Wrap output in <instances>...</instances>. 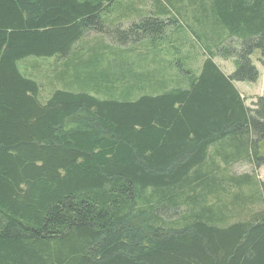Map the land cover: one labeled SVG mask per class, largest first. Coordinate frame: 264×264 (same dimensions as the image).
<instances>
[{
	"label": "trees",
	"instance_id": "1",
	"mask_svg": "<svg viewBox=\"0 0 264 264\" xmlns=\"http://www.w3.org/2000/svg\"><path fill=\"white\" fill-rule=\"evenodd\" d=\"M147 2L106 26L117 0H0V264H264V95L249 106L235 86L257 80L254 51L264 66V0ZM172 24L203 51L200 71L146 74L137 96L18 68L166 43Z\"/></svg>",
	"mask_w": 264,
	"mask_h": 264
},
{
	"label": "rangeland",
	"instance_id": "2",
	"mask_svg": "<svg viewBox=\"0 0 264 264\" xmlns=\"http://www.w3.org/2000/svg\"><path fill=\"white\" fill-rule=\"evenodd\" d=\"M114 4L113 10L110 13L103 12L101 19L106 26L118 24L119 21L128 25L129 22L136 20L137 15L133 14L132 17L122 20V12L128 15V12L133 10V7H146L151 8L150 2L147 0H117ZM176 24L170 25L163 35L162 39L150 43L140 41L128 46H113L112 51L109 49L99 51L91 42L90 51H82L75 49L68 58L63 57H34L30 56L18 61V68L23 74L26 69L34 70V64H38V71L45 70L48 79L54 76V71L64 73V80L68 83L67 88L74 92L85 91L97 97L103 98L110 85L117 86L116 92L119 94L121 89L131 85L135 87L130 96L139 95L143 89H138L139 85L146 79V83L150 80L146 78L155 76V72L159 77H167L170 73L171 76L184 77L185 71L189 70L195 73L200 71L201 64L205 58L203 51L201 52L196 42L191 40V36L185 29L176 32ZM95 36L92 31L88 33V37ZM194 46V48L192 47ZM113 52L114 54H109ZM201 52V53H200ZM260 56L259 51H254L251 56L253 64L258 69V78L255 82H235V86L240 91L241 95L245 98L247 105L251 106L252 101H255L257 96L264 94V66L258 59ZM215 62L220 68L231 74L234 70L230 60H223L216 57ZM140 69H137V68ZM28 70V71H29ZM140 70V71H139ZM44 72V71H43ZM143 74L140 79H135V76ZM162 74V75H161ZM145 78V79H144ZM57 81V78H53ZM52 84L48 80L42 79V94H48L52 89ZM43 95H41L42 97ZM121 96L123 94L121 93ZM251 166L247 163H237L233 165L232 170L236 173L250 172ZM255 174L264 180V166L256 170Z\"/></svg>",
	"mask_w": 264,
	"mask_h": 264
},
{
	"label": "crops",
	"instance_id": "3",
	"mask_svg": "<svg viewBox=\"0 0 264 264\" xmlns=\"http://www.w3.org/2000/svg\"><path fill=\"white\" fill-rule=\"evenodd\" d=\"M228 74V73H227ZM262 95H264V94H262ZM254 101H252V103H253Z\"/></svg>",
	"mask_w": 264,
	"mask_h": 264
}]
</instances>
